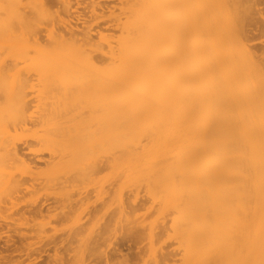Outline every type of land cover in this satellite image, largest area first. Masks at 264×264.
I'll use <instances>...</instances> for the list:
<instances>
[{
	"label": "rangeland",
	"instance_id": "obj_1",
	"mask_svg": "<svg viewBox=\"0 0 264 264\" xmlns=\"http://www.w3.org/2000/svg\"><path fill=\"white\" fill-rule=\"evenodd\" d=\"M77 1L0 0V103L12 116L0 126V264H264V203L181 210L160 208L144 189L130 193L134 181L113 158L116 131L106 134L103 113L88 112L94 102L72 97L101 90L81 80L101 78L90 57L104 61L117 44L125 4ZM158 1L160 22L182 20V5ZM200 1L217 22L214 37L250 49L256 82L264 0H191L187 8ZM60 33L70 39L55 45ZM180 38L172 31L170 51ZM50 47L57 56L41 59ZM244 121L248 155L264 157V89L250 96Z\"/></svg>",
	"mask_w": 264,
	"mask_h": 264
},
{
	"label": "bare ground",
	"instance_id": "obj_2",
	"mask_svg": "<svg viewBox=\"0 0 264 264\" xmlns=\"http://www.w3.org/2000/svg\"><path fill=\"white\" fill-rule=\"evenodd\" d=\"M163 1L184 7L181 21L160 22L158 0H122L126 14L119 21L117 44L102 52L104 61L90 57L101 78L81 80L99 81L103 89H85L72 97L94 102L88 112L103 113L106 134L116 131L113 158L133 179L129 191L135 197L144 189L160 208L181 210L261 205L264 157L248 155L249 124L244 117L250 96L264 89V67L257 62L256 82L249 77L250 49L246 44L232 48L214 37L217 22L207 4L200 1L192 11L187 8L191 0ZM177 29L181 38L170 51L171 34ZM68 39L60 33L54 43ZM55 50L47 49L41 59L55 58ZM17 93L21 95V89ZM5 103H0V126L12 118ZM107 115H116L117 121ZM120 208L123 212L124 199Z\"/></svg>",
	"mask_w": 264,
	"mask_h": 264
}]
</instances>
